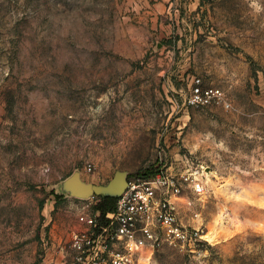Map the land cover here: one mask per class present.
<instances>
[{
	"label": "rangeland",
	"instance_id": "1",
	"mask_svg": "<svg viewBox=\"0 0 264 264\" xmlns=\"http://www.w3.org/2000/svg\"><path fill=\"white\" fill-rule=\"evenodd\" d=\"M196 78L231 106L187 105ZM186 159L205 192L178 210L217 238L145 264H264V0H0V264H68L105 196L72 195L73 173Z\"/></svg>",
	"mask_w": 264,
	"mask_h": 264
},
{
	"label": "built area",
	"instance_id": "2",
	"mask_svg": "<svg viewBox=\"0 0 264 264\" xmlns=\"http://www.w3.org/2000/svg\"><path fill=\"white\" fill-rule=\"evenodd\" d=\"M186 103L231 106L221 87L204 85L201 78L195 79ZM203 176L200 167L186 159L150 175L128 177L114 210L81 211L80 226L70 239L68 264H145L146 253L156 248L196 250L205 240V225L196 218L185 222L177 206L185 188L205 192Z\"/></svg>",
	"mask_w": 264,
	"mask_h": 264
},
{
	"label": "water",
	"instance_id": "3",
	"mask_svg": "<svg viewBox=\"0 0 264 264\" xmlns=\"http://www.w3.org/2000/svg\"><path fill=\"white\" fill-rule=\"evenodd\" d=\"M128 174L126 171H117L114 178L106 186L86 182L79 172L73 173L65 182V188L74 196L89 198L96 195H120L127 187Z\"/></svg>",
	"mask_w": 264,
	"mask_h": 264
},
{
	"label": "trees",
	"instance_id": "4",
	"mask_svg": "<svg viewBox=\"0 0 264 264\" xmlns=\"http://www.w3.org/2000/svg\"><path fill=\"white\" fill-rule=\"evenodd\" d=\"M154 172L155 171H152L151 173ZM116 201V196L106 195L100 198V201L96 204L95 209L101 211L102 213L114 210L116 207Z\"/></svg>",
	"mask_w": 264,
	"mask_h": 264
},
{
	"label": "bare ground",
	"instance_id": "5",
	"mask_svg": "<svg viewBox=\"0 0 264 264\" xmlns=\"http://www.w3.org/2000/svg\"><path fill=\"white\" fill-rule=\"evenodd\" d=\"M204 237H206L210 241H214L217 238V230L214 229V227L211 228Z\"/></svg>",
	"mask_w": 264,
	"mask_h": 264
},
{
	"label": "crops",
	"instance_id": "6",
	"mask_svg": "<svg viewBox=\"0 0 264 264\" xmlns=\"http://www.w3.org/2000/svg\"><path fill=\"white\" fill-rule=\"evenodd\" d=\"M160 1V0H159ZM165 1V0H164ZM161 3L160 2H157V5H160Z\"/></svg>",
	"mask_w": 264,
	"mask_h": 264
}]
</instances>
